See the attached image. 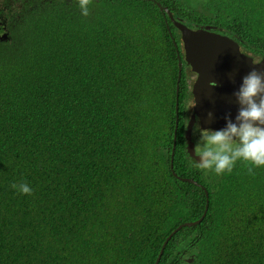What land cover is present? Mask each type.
Here are the masks:
<instances>
[{
  "label": "trees",
  "instance_id": "trees-1",
  "mask_svg": "<svg viewBox=\"0 0 264 264\" xmlns=\"http://www.w3.org/2000/svg\"><path fill=\"white\" fill-rule=\"evenodd\" d=\"M156 3L264 57V0H92L88 16L76 0H7L0 264H154L200 218L158 264H264V166L217 176L188 157V66Z\"/></svg>",
  "mask_w": 264,
  "mask_h": 264
},
{
  "label": "water",
  "instance_id": "water-1",
  "mask_svg": "<svg viewBox=\"0 0 264 264\" xmlns=\"http://www.w3.org/2000/svg\"><path fill=\"white\" fill-rule=\"evenodd\" d=\"M160 11L168 17L170 23L179 32L181 47L183 50L184 63L189 70L195 74L194 83L191 86L192 108L187 120V128L184 134L185 151L189 156L195 157L190 142L191 125L198 121L201 128L219 129L224 126V118L231 119L238 105L232 93L240 83L241 76L245 75L251 67L258 71H264V57L255 62L251 56L244 54L239 45L227 36L213 31L209 25L192 29L182 22L173 18L171 12L159 3H156ZM0 39L5 40L6 34ZM256 64V65H252ZM180 78V63H178L177 83ZM175 91V127L173 135L172 151L175 143L177 130V108H178V85ZM210 114V115H209ZM196 184L191 179H184ZM206 195V192H205ZM207 210V198L202 217ZM201 219V218H200ZM195 222L184 223L182 226H193ZM172 231L161 245L158 257L154 264H157L162 251L169 238L179 229ZM190 261V260H188Z\"/></svg>",
  "mask_w": 264,
  "mask_h": 264
},
{
  "label": "clouds",
  "instance_id": "clouds-1",
  "mask_svg": "<svg viewBox=\"0 0 264 264\" xmlns=\"http://www.w3.org/2000/svg\"><path fill=\"white\" fill-rule=\"evenodd\" d=\"M9 1L10 4H13L14 1L19 0ZM47 1L48 0H24V2L30 4L31 7H33V4H45ZM4 2L6 4L7 0H4ZM91 3L92 0H76V7L79 9L81 16L89 15V6ZM21 7L22 6L19 4L18 8L20 9ZM9 10L10 8L6 4L5 15L10 17L16 16L13 14L8 15ZM4 33L6 34V32H3L0 34V37ZM7 38L8 36L6 35V39ZM5 40L0 39V41ZM177 58L181 70L182 63L178 53ZM191 73L188 67L186 85L189 88V93L196 77L193 73L194 80L190 81L188 75ZM232 96L238 105L237 111L231 119L225 116L223 127L219 129L201 128L198 121L193 122L191 125V132L197 135V139L193 145L195 157H198V160H195V167L206 172H211L217 176L230 173L237 161L246 165V171L249 174H254V169L264 166V71H258L255 67H251L245 75L241 76L240 83L232 93ZM190 100L192 103L191 94ZM192 106L193 104H191V107ZM189 109H186V112ZM9 187L14 192H18L21 195L31 194L32 192V188L25 182L10 183ZM203 191L205 194L206 190L203 189ZM205 197L207 198V192ZM178 227L182 228L184 226L181 224ZM2 248L3 252H7L8 249L6 245H3ZM4 259V264H19L20 262Z\"/></svg>",
  "mask_w": 264,
  "mask_h": 264
},
{
  "label": "flooded vegetation",
  "instance_id": "flooded-vegetation-1",
  "mask_svg": "<svg viewBox=\"0 0 264 264\" xmlns=\"http://www.w3.org/2000/svg\"><path fill=\"white\" fill-rule=\"evenodd\" d=\"M5 12H6V4H5V2H4V0H0V20L3 18V17H5ZM6 19V18H5ZM202 27V26H201ZM189 76V79H190V81H193L194 80V74L193 73H191V74H189L188 75ZM188 103V102H187ZM191 100H190V106L187 108V104H186V109H191L192 107H191ZM190 109L187 111V116H189L190 115ZM191 134H193V133H191ZM194 135V134H193ZM194 136H197V135H194ZM199 186V185H198ZM200 187V186H199Z\"/></svg>",
  "mask_w": 264,
  "mask_h": 264
},
{
  "label": "rangeland",
  "instance_id": "rangeland-1",
  "mask_svg": "<svg viewBox=\"0 0 264 264\" xmlns=\"http://www.w3.org/2000/svg\"><path fill=\"white\" fill-rule=\"evenodd\" d=\"M189 106H190V101H188V103H187V108H188ZM196 139H197V136H194L193 134H190V142H191V144H192V148H193V145H194ZM188 157H189L190 159H195L193 156H189V155H188Z\"/></svg>",
  "mask_w": 264,
  "mask_h": 264
}]
</instances>
